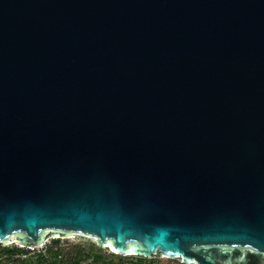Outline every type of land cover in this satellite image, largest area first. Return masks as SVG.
<instances>
[{"label":"water","instance_id":"water-1","mask_svg":"<svg viewBox=\"0 0 264 264\" xmlns=\"http://www.w3.org/2000/svg\"><path fill=\"white\" fill-rule=\"evenodd\" d=\"M73 233L264 264V0H0V243Z\"/></svg>","mask_w":264,"mask_h":264},{"label":"built area","instance_id":"built-area-1","mask_svg":"<svg viewBox=\"0 0 264 264\" xmlns=\"http://www.w3.org/2000/svg\"><path fill=\"white\" fill-rule=\"evenodd\" d=\"M77 235V233L48 235L41 243L33 244L32 246L24 245L14 240L10 245L12 249L9 251L4 250L2 247L5 245L0 243V264H25L37 261L40 256L51 259V254H54V258H52L54 259V264H72L67 257L68 249L81 241H85ZM96 244L98 245V243Z\"/></svg>","mask_w":264,"mask_h":264},{"label":"trees","instance_id":"trees-1","mask_svg":"<svg viewBox=\"0 0 264 264\" xmlns=\"http://www.w3.org/2000/svg\"><path fill=\"white\" fill-rule=\"evenodd\" d=\"M95 244V243H94ZM94 244L90 245L89 249H84L83 247H80V245H73L71 246L67 251V257L72 262V264H119L114 260L111 256H106V254L102 253L101 249L95 248ZM1 247V244H0ZM4 250L9 251L12 249L11 246H3ZM111 251V250H110ZM112 255H120L116 254L113 251H111ZM128 256V255H124ZM135 256V255H132ZM51 257L54 258V254H51ZM45 258L43 256H40L37 261L35 262H27L25 264H54V259ZM139 260L138 264H142L143 261H145V257H137ZM180 264H186L184 262H180Z\"/></svg>","mask_w":264,"mask_h":264},{"label":"rangeland","instance_id":"rangeland-1","mask_svg":"<svg viewBox=\"0 0 264 264\" xmlns=\"http://www.w3.org/2000/svg\"><path fill=\"white\" fill-rule=\"evenodd\" d=\"M92 244V241L89 240H85V241H81L79 242L77 245H80V247H83L84 249H89V247H91L90 245ZM94 244V242H93ZM95 248L101 249L99 248V246L96 244H94ZM102 253L106 254V256H111L114 258V260L116 262H118L119 264H138L139 260L137 257L141 256V255H128V256H124V255H112L111 251L109 248H102L101 249ZM141 257H145V256H141ZM181 260L180 258H169L167 256H165L163 253H156L154 254L152 257H145V261L142 262V264H180Z\"/></svg>","mask_w":264,"mask_h":264}]
</instances>
